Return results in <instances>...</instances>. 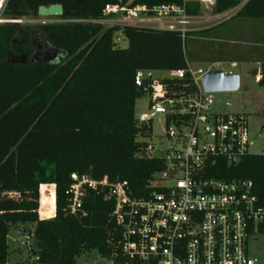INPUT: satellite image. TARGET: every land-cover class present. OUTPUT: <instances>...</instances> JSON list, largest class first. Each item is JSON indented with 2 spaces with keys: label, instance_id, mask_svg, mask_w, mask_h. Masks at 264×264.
Masks as SVG:
<instances>
[{
  "label": "trees",
  "instance_id": "1",
  "mask_svg": "<svg viewBox=\"0 0 264 264\" xmlns=\"http://www.w3.org/2000/svg\"><path fill=\"white\" fill-rule=\"evenodd\" d=\"M128 1L4 3L1 15L18 19L36 17L40 5L60 4L63 14L56 18L66 21L0 24V264L8 263L12 228L28 234L25 247L34 264H76L89 251L102 258L118 255L120 230L111 217L113 198L107 189L84 187L82 207L71 213L69 190L76 183L72 175L78 180L84 176L125 180L133 196L144 195L161 162L146 152L149 123L134 114L136 99L146 93L134 83L136 72L183 69L189 61L187 36L194 42L195 36L209 37L213 30L230 28L232 20L264 18V0H249L234 17L189 32L184 41L173 31L90 22L102 18L105 4ZM233 3L217 0L216 11ZM190 12L197 13L198 5ZM118 33L126 47L114 40ZM43 50L56 54L45 60L27 59L25 64L11 62V55L29 58ZM259 83L264 85V62ZM222 171L224 178L251 179L255 193L264 197V157L249 155L235 166L224 165Z\"/></svg>",
  "mask_w": 264,
  "mask_h": 264
},
{
  "label": "built area",
  "instance_id": "2",
  "mask_svg": "<svg viewBox=\"0 0 264 264\" xmlns=\"http://www.w3.org/2000/svg\"><path fill=\"white\" fill-rule=\"evenodd\" d=\"M5 1H0V17ZM132 1L105 4L102 18L90 22L173 31L184 41L198 26L234 17L249 0H232L222 11H216L217 0L151 6ZM195 4L198 12L192 13ZM207 71L187 62L160 78L136 72L134 83L146 91L149 109L164 117L166 137L159 146L147 142L146 152L160 160L161 169L144 195L133 196L125 180L72 177L71 213L80 209L82 185L107 189L114 200L119 254L103 258L108 264H264L251 251L264 235V197L249 178L222 177L224 165L235 166L249 155L264 157V127L258 134L261 151L251 153L246 115L213 112L214 92L202 85ZM139 119L151 120L146 114Z\"/></svg>",
  "mask_w": 264,
  "mask_h": 264
},
{
  "label": "rangeland",
  "instance_id": "3",
  "mask_svg": "<svg viewBox=\"0 0 264 264\" xmlns=\"http://www.w3.org/2000/svg\"><path fill=\"white\" fill-rule=\"evenodd\" d=\"M1 25H33L45 23H63L66 20L56 17H25L18 19V23L11 24L4 22L10 20V17L1 15ZM264 22V18L258 19ZM237 23L238 20H232ZM231 21V22H232ZM255 21V20H251ZM230 22V23H231ZM229 23V24H230ZM107 27L108 25H104ZM247 24H242L234 32L220 33L219 40L212 41L205 39L203 36H195L194 42L189 36L186 38L185 50L187 54L188 63L193 67H202L204 70L221 69L224 72H234L239 77V87L235 91H218L213 93L214 104L212 107L213 112L216 113H231L243 114L247 117L248 129L250 132L253 144L250 146L251 153H258L261 151V143L258 137L259 129L264 127V85L259 83L262 75V65L264 58L258 63L257 67L259 75L254 73L256 59L258 54L257 48L264 45L263 41L255 37L245 42L243 32L247 28ZM117 45L126 47L127 42L123 39L121 34H117L114 38ZM192 42V43H191ZM260 54V53H259ZM245 61L232 64L230 61ZM42 61V60H41ZM250 62V63H248ZM254 63V64H253ZM149 74L153 78H160L166 76L162 71H151ZM134 114L140 118L141 114L148 115L151 120L149 123V135L146 138L147 142L159 146L166 142L165 137V122L162 114L155 113L149 109V97L146 93L142 94L135 101ZM140 139V138H139ZM80 203L77 207H82V200L86 196L87 190L82 185L80 189ZM103 190L99 189V192ZM68 202L71 204L70 199ZM69 204V205H70ZM73 205V202H72ZM46 202L43 203L42 214L45 215ZM39 216V215H38ZM46 219V218H41ZM28 234L25 230L16 231L14 228L10 230L8 235V263L7 264H34V259H29V253L25 247V241ZM253 255L258 261L264 262V235L257 237V243L253 246ZM76 264H108L101 258L96 251H89L82 253L77 259Z\"/></svg>",
  "mask_w": 264,
  "mask_h": 264
},
{
  "label": "water",
  "instance_id": "4",
  "mask_svg": "<svg viewBox=\"0 0 264 264\" xmlns=\"http://www.w3.org/2000/svg\"><path fill=\"white\" fill-rule=\"evenodd\" d=\"M37 16L41 17H59L63 14V8L60 4H52L48 6L40 5L36 11ZM17 18H10L5 20L6 23L16 24ZM15 43H21L14 39ZM27 59L33 60L32 56L29 58L26 54L11 55V62L16 64H25ZM203 89L206 92L218 91H235L239 87V77L237 73L224 72L221 69H211L202 76ZM75 178V175H72Z\"/></svg>",
  "mask_w": 264,
  "mask_h": 264
},
{
  "label": "crops",
  "instance_id": "5",
  "mask_svg": "<svg viewBox=\"0 0 264 264\" xmlns=\"http://www.w3.org/2000/svg\"><path fill=\"white\" fill-rule=\"evenodd\" d=\"M220 24V23H219ZM242 24H247L248 27L244 29L243 32V37L245 39V42H247L248 44V39H250V37L252 38H256L260 41H263L262 38H264V22L262 20H255V21H239L237 23H233V21L230 23V28L229 27H226L225 29L223 30H213L211 32V35L209 37H205V39H210L212 41H216V40H219L220 38V33H223V32H234L235 30H237ZM215 25H218V24H215ZM213 24H209V25H204V26H198L196 27V30L195 31H198V30H202V29H206V28H209V27H213L215 26ZM219 29V28H218ZM257 53L256 54L257 56L260 55V57H256V59H253V62L256 63V67L254 69V73L255 74H258L259 75V70H258V63H260V61L264 58V45L261 46V48H257L256 49ZM260 53V54H259ZM232 64L234 63H240V62H245V61H236V60H233V61H230ZM250 63V62H248ZM253 63V64H254ZM228 72H231V71H228ZM234 73V72H233Z\"/></svg>",
  "mask_w": 264,
  "mask_h": 264
},
{
  "label": "flooded vegetation",
  "instance_id": "6",
  "mask_svg": "<svg viewBox=\"0 0 264 264\" xmlns=\"http://www.w3.org/2000/svg\"><path fill=\"white\" fill-rule=\"evenodd\" d=\"M21 43H24V41H20ZM56 54V51H49V50H43L41 52H39L38 54L32 52L30 53L29 57L32 56V59H38V56H41L42 60L44 59H47V58H51V57H54Z\"/></svg>",
  "mask_w": 264,
  "mask_h": 264
},
{
  "label": "bare ground",
  "instance_id": "7",
  "mask_svg": "<svg viewBox=\"0 0 264 264\" xmlns=\"http://www.w3.org/2000/svg\"><path fill=\"white\" fill-rule=\"evenodd\" d=\"M1 1V0H0ZM0 22H2V21H0Z\"/></svg>",
  "mask_w": 264,
  "mask_h": 264
}]
</instances>
